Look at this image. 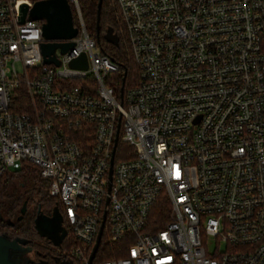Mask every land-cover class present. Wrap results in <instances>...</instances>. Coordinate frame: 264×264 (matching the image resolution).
Here are the masks:
<instances>
[{
	"label": "built area",
	"instance_id": "built-area-1",
	"mask_svg": "<svg viewBox=\"0 0 264 264\" xmlns=\"http://www.w3.org/2000/svg\"><path fill=\"white\" fill-rule=\"evenodd\" d=\"M34 2L0 0V178L38 168L68 259L87 263L103 222L90 264H264V0H115L139 69L122 97L79 0L76 35L51 40L73 45L42 63V22H19ZM81 53L88 68L70 67ZM90 74L95 88L67 85ZM20 89L30 108L15 112Z\"/></svg>",
	"mask_w": 264,
	"mask_h": 264
},
{
	"label": "trees",
	"instance_id": "trees-1",
	"mask_svg": "<svg viewBox=\"0 0 264 264\" xmlns=\"http://www.w3.org/2000/svg\"><path fill=\"white\" fill-rule=\"evenodd\" d=\"M97 3L98 0H79L80 11L84 27L96 40L100 52L108 56L118 66L116 71L109 72L104 77L105 83L112 87L114 95L118 96L121 88L125 92L127 88L138 82L139 69L131 54L128 37L115 0H101L98 31L96 30ZM66 81H68V86H82L85 81L89 86L95 88V78L91 74L85 78L66 79ZM29 108V97L24 90L20 89L13 100L12 110L22 112ZM27 198L31 201L36 198L42 211L44 209L51 211L55 205L62 211L59 200L48 195L47 182L39 176L38 168L26 161H20L19 169L12 172L6 171L0 178V232H13V227H8L6 220L7 218L15 220L22 202L28 201ZM168 207L165 195H159L154 206V215L158 225H161V222L167 217ZM34 216L35 211L26 212L20 220L15 221V224L19 225L20 236L42 251L45 250L44 247H47L48 243L36 234L33 227ZM74 243L75 240L68 232L62 241L66 254ZM115 248L116 245L104 246L102 253H97L94 260L113 257L115 253L110 252ZM70 264L79 263L70 260Z\"/></svg>",
	"mask_w": 264,
	"mask_h": 264
},
{
	"label": "water",
	"instance_id": "water-1",
	"mask_svg": "<svg viewBox=\"0 0 264 264\" xmlns=\"http://www.w3.org/2000/svg\"><path fill=\"white\" fill-rule=\"evenodd\" d=\"M100 5L101 0H98L96 14L97 31L99 29ZM26 16L30 20H42L41 35L44 39L40 43L42 63H53L55 65H58L59 60L55 56V49L58 48L61 53H64L73 45V42H58L51 40L70 39L77 33L76 28L73 27L72 14L69 3L67 2V0H37L29 9L25 3H22L19 6V22H23ZM69 66L72 68L86 70L88 68L86 54L81 53L76 58H73L69 62ZM122 91L123 90L121 88L119 95L120 97H122ZM25 205L26 202H23L20 208V215L18 216V219L24 212ZM102 225L103 222L101 223L95 243L92 247L86 264H90L94 257V253L100 240ZM33 227L40 237L49 239L56 245H59L66 235V229L62 224V215L58 206L56 205L52 208L51 214L49 216L38 211L33 220ZM21 242L26 241L22 238L9 240L4 234H0V264H26V262L20 261L19 254H17V252L20 253L21 249L19 244Z\"/></svg>",
	"mask_w": 264,
	"mask_h": 264
},
{
	"label": "flooded vegetation",
	"instance_id": "flooded-vegetation-1",
	"mask_svg": "<svg viewBox=\"0 0 264 264\" xmlns=\"http://www.w3.org/2000/svg\"><path fill=\"white\" fill-rule=\"evenodd\" d=\"M40 21L42 22V20H40ZM27 199H28V201L27 200L23 201V202H26V205H25L24 212L21 214V217L18 219V216L20 215V209H19V212L16 215L15 220H10L9 218H7V220H6L7 226L13 227V229H14L13 232L12 233H5V232L1 231L0 234H4L6 236V238H8L9 240H13L16 238H22L23 240L26 241V242H21L19 244L21 250H20V253L17 252V254H19V258H20L21 262H26V264H70V259H68V257H67L68 254H66V251H65L64 247L62 246V241L65 237L62 239V241L59 245L54 244L49 239L41 237L44 241H46L48 243L47 247H44L45 250L43 249L41 251V250L37 249L36 247H34L32 245V243H30L27 239H24V237L20 236L19 225L15 224V221L20 220L26 212H34L35 211V216L38 213V211L42 212L43 214H45L47 216H49L51 214V211H47L46 209H44L42 211L40 204L34 203L35 201L32 202L31 200H29V198H27ZM21 206H22V204H21ZM21 206H20V208H21ZM35 216H34V218H35ZM62 224H63V222H62ZM63 226H64V224H63ZM66 235H67V231H66ZM17 254H16V256H17Z\"/></svg>",
	"mask_w": 264,
	"mask_h": 264
},
{
	"label": "rangeland",
	"instance_id": "rangeland-1",
	"mask_svg": "<svg viewBox=\"0 0 264 264\" xmlns=\"http://www.w3.org/2000/svg\"><path fill=\"white\" fill-rule=\"evenodd\" d=\"M19 167H20V162L19 161H17L14 165H12V166H10L9 168H8V171H14V170H16V169H19ZM19 181V180H18ZM15 182H16V184H17V180L15 179ZM35 201V202H34ZM32 202H34V203H37V201H36V198H34L33 200H32ZM208 244H209V246H212L213 245V240L212 239H208Z\"/></svg>",
	"mask_w": 264,
	"mask_h": 264
}]
</instances>
